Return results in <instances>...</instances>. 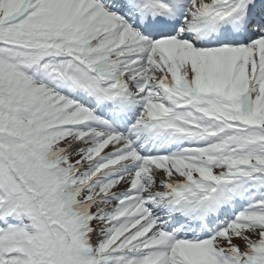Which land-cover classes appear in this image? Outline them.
<instances>
[{
	"label": "snow or ice",
	"instance_id": "obj_1",
	"mask_svg": "<svg viewBox=\"0 0 264 264\" xmlns=\"http://www.w3.org/2000/svg\"><path fill=\"white\" fill-rule=\"evenodd\" d=\"M0 264H264V0H0Z\"/></svg>",
	"mask_w": 264,
	"mask_h": 264
}]
</instances>
